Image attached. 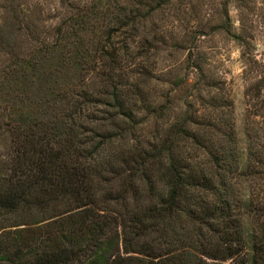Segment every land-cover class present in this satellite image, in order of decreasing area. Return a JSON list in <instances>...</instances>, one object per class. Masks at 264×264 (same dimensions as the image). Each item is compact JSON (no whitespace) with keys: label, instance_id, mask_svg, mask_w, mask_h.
Masks as SVG:
<instances>
[{"label":"trees","instance_id":"obj_1","mask_svg":"<svg viewBox=\"0 0 264 264\" xmlns=\"http://www.w3.org/2000/svg\"><path fill=\"white\" fill-rule=\"evenodd\" d=\"M62 2L50 39L0 16V264H264V125L242 161L223 81L188 56L186 96L156 99L163 0ZM252 90L262 122L264 71Z\"/></svg>","mask_w":264,"mask_h":264},{"label":"rangeland","instance_id":"obj_2","mask_svg":"<svg viewBox=\"0 0 264 264\" xmlns=\"http://www.w3.org/2000/svg\"><path fill=\"white\" fill-rule=\"evenodd\" d=\"M64 5L62 0H0V16L3 17L7 10L8 14L17 15L34 31L50 39ZM144 26L152 29L148 35L150 39L153 31L159 37V42L155 43L159 50L153 61L154 67L148 65L154 77L160 80H151L156 99L168 93L176 98L173 103L178 104L186 96L188 92L170 89V83L175 79L171 72L178 77L186 76L187 81L192 82L195 71L187 67L186 58H196L214 81L224 83L227 99L231 102L240 159L244 161L245 123L250 125L252 122L257 132L261 131L258 125H264V120L261 122L258 116L251 120L252 103L257 104L259 98H254L253 90L247 95L244 93L248 83L255 80L256 71H264V0H163ZM233 35L240 36L244 44L241 45ZM242 49L253 57L254 62H246L241 57ZM246 69L251 76L244 74ZM190 93L187 95L193 105L201 103L199 99L195 100L194 93ZM256 139L258 146H264V132L256 135ZM243 187L242 191L247 193V186L243 184ZM258 190L264 196V191ZM250 221L251 217L244 218L246 229Z\"/></svg>","mask_w":264,"mask_h":264}]
</instances>
